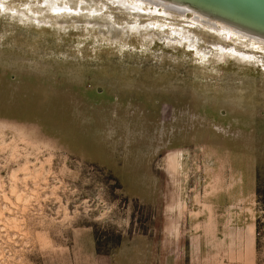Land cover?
<instances>
[{
  "label": "rangeland",
  "instance_id": "1",
  "mask_svg": "<svg viewBox=\"0 0 264 264\" xmlns=\"http://www.w3.org/2000/svg\"><path fill=\"white\" fill-rule=\"evenodd\" d=\"M144 114L158 207L55 138L136 149ZM232 163L254 197H219ZM143 240L148 264H264V38L188 2L0 0V264H122Z\"/></svg>",
  "mask_w": 264,
  "mask_h": 264
},
{
  "label": "crops",
  "instance_id": "2",
  "mask_svg": "<svg viewBox=\"0 0 264 264\" xmlns=\"http://www.w3.org/2000/svg\"><path fill=\"white\" fill-rule=\"evenodd\" d=\"M57 128L59 131V125ZM158 128V118L155 119L152 114H144L142 116V130L138 134L136 149H128L126 151L121 148L109 149L103 145L97 147L99 150H95L94 145L87 142L80 145L82 136L74 127L67 132L71 145L64 143L66 142L65 130H62L61 134L56 133L55 138L57 142L63 145L67 144L68 151L72 156L80 157L108 172L117 169L126 178H116V180L121 183L129 197L138 199L144 205L158 207L161 199L162 183L158 173V167H160V161L158 162V160L161 158ZM40 131L39 127L34 128V132L39 133ZM53 138L54 135L49 137L52 140ZM90 152L91 155H89ZM94 152L97 154L96 157H93ZM124 156L128 159V162L123 163V160L120 161ZM232 158L235 161L234 154ZM231 169L232 173L238 172L241 176L232 175L230 178H223V182L229 183V185L226 192L219 197L222 199L228 197L236 199L254 197L257 192V178L255 175H251L249 166L238 169L237 167L234 168L232 163ZM242 174H244V178ZM230 183L232 184L230 185ZM143 244L144 247L141 249L128 248V255L131 259L129 258L128 261L123 260L122 264H148V258L151 254H154V251L152 253L151 247L145 245L146 240H143Z\"/></svg>",
  "mask_w": 264,
  "mask_h": 264
},
{
  "label": "bare ground",
  "instance_id": "3",
  "mask_svg": "<svg viewBox=\"0 0 264 264\" xmlns=\"http://www.w3.org/2000/svg\"><path fill=\"white\" fill-rule=\"evenodd\" d=\"M174 6L188 2L202 13L221 18L239 30L264 38V0H171Z\"/></svg>",
  "mask_w": 264,
  "mask_h": 264
}]
</instances>
